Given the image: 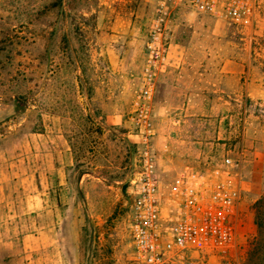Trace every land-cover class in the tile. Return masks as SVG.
<instances>
[{
  "label": "rangeland",
  "instance_id": "rangeland-1",
  "mask_svg": "<svg viewBox=\"0 0 264 264\" xmlns=\"http://www.w3.org/2000/svg\"><path fill=\"white\" fill-rule=\"evenodd\" d=\"M156 3L0 0V264H140L131 115ZM169 25L153 100L161 189L236 161L246 264L264 194V0L248 24L180 6Z\"/></svg>",
  "mask_w": 264,
  "mask_h": 264
},
{
  "label": "built area",
  "instance_id": "built-area-1",
  "mask_svg": "<svg viewBox=\"0 0 264 264\" xmlns=\"http://www.w3.org/2000/svg\"><path fill=\"white\" fill-rule=\"evenodd\" d=\"M145 44L146 63L131 122L138 169L131 179L130 228L140 264H240L238 205L242 174L231 157L204 172L187 167L162 191L154 148V95L171 45L170 16L180 6L234 24H248L262 0H156Z\"/></svg>",
  "mask_w": 264,
  "mask_h": 264
},
{
  "label": "trees",
  "instance_id": "trees-1",
  "mask_svg": "<svg viewBox=\"0 0 264 264\" xmlns=\"http://www.w3.org/2000/svg\"><path fill=\"white\" fill-rule=\"evenodd\" d=\"M258 238L248 254L246 264H264V194L253 206Z\"/></svg>",
  "mask_w": 264,
  "mask_h": 264
},
{
  "label": "crops",
  "instance_id": "crops-1",
  "mask_svg": "<svg viewBox=\"0 0 264 264\" xmlns=\"http://www.w3.org/2000/svg\"><path fill=\"white\" fill-rule=\"evenodd\" d=\"M162 79H163V78H162ZM162 79H161V80H162ZM159 81H160V80H159ZM161 85H162V84H161ZM193 114H194V113H193V112H190V111H189L188 113H186V115H193Z\"/></svg>",
  "mask_w": 264,
  "mask_h": 264
}]
</instances>
